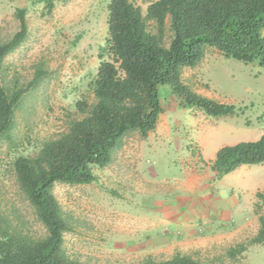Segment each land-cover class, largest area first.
<instances>
[{"label": "rangeland", "instance_id": "rangeland-1", "mask_svg": "<svg viewBox=\"0 0 264 264\" xmlns=\"http://www.w3.org/2000/svg\"><path fill=\"white\" fill-rule=\"evenodd\" d=\"M110 1H59L45 14L43 5L31 0H0V43L18 31L17 9L26 10L28 30L24 43L0 64L2 87L23 90L13 127L8 137H0V237L19 234L36 240L46 235L20 188L13 163L20 156H35L44 142L82 118L77 101L94 103L89 83L102 63L112 61L107 42ZM132 1L144 15L149 0ZM146 26L155 33L152 22ZM169 38L167 22L166 43ZM181 78L197 94L234 105L237 114L213 118L196 108H180L169 88L161 89L163 112L153 132L144 139L136 132L128 134L106 167L91 168L94 182L53 186L52 194L69 225L62 244L69 260L136 264L147 256L157 261L170 258L176 251L144 249L145 228L153 215L149 210L161 201L178 204L191 195L190 185L197 178L207 174L214 181L222 178L216 179L210 165L200 162L198 142L216 137L220 146L233 145L255 141L264 133V70L257 65L226 59L206 48L202 61L184 68ZM234 179L246 184L251 226L234 240L189 252L201 264H246L245 251L235 259L227 253L258 232L259 217L264 216V164L240 167Z\"/></svg>", "mask_w": 264, "mask_h": 264}, {"label": "trees", "instance_id": "trees-1", "mask_svg": "<svg viewBox=\"0 0 264 264\" xmlns=\"http://www.w3.org/2000/svg\"><path fill=\"white\" fill-rule=\"evenodd\" d=\"M31 1L42 4L45 14H50L56 2L68 0ZM25 12L16 10L18 31L0 43V64L27 38ZM146 22L154 24L155 33L148 31ZM263 30L264 0H155L144 15L132 0H111L107 42L112 61L102 63L89 83L94 103L77 101L75 108L82 118L70 121L65 132L44 142L35 156H20L13 163L20 188L46 235L32 240L4 234L0 264H80L63 253V235L69 225L52 194L53 186L94 182L91 168L106 167L128 134L136 132L144 139L153 132L163 112V88H169L180 108H196L213 118L235 116L234 105L199 95L184 84L182 70L196 67L206 48L264 70ZM22 94L23 90L6 91L0 83V137H8ZM260 164H264V133L255 141L222 146L209 169L219 179L242 166ZM260 244H264V216L259 217L257 234L227 254L235 258L247 247ZM136 264L201 263L175 252L166 260L147 256Z\"/></svg>", "mask_w": 264, "mask_h": 264}, {"label": "crops", "instance_id": "crops-1", "mask_svg": "<svg viewBox=\"0 0 264 264\" xmlns=\"http://www.w3.org/2000/svg\"><path fill=\"white\" fill-rule=\"evenodd\" d=\"M153 1L149 0L147 5ZM198 144L200 162L210 165L222 146L216 137ZM237 170L216 181L209 174L197 178L190 185L191 195L181 198L178 204L176 200L155 204L158 208L149 210L153 215L145 228L148 239L144 249L189 255L193 250L212 247L215 242L234 240L249 230L246 184L234 179ZM239 193L243 194L241 198ZM243 256L246 264H264V244L247 247Z\"/></svg>", "mask_w": 264, "mask_h": 264}]
</instances>
